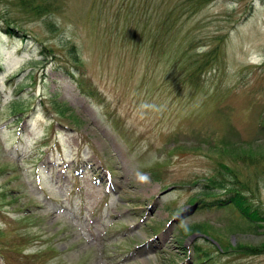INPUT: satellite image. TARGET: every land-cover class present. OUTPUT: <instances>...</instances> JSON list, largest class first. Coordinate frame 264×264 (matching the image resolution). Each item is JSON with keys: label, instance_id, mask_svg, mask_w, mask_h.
I'll return each mask as SVG.
<instances>
[{"label": "rangeland", "instance_id": "1", "mask_svg": "<svg viewBox=\"0 0 264 264\" xmlns=\"http://www.w3.org/2000/svg\"><path fill=\"white\" fill-rule=\"evenodd\" d=\"M21 2L0 0V264H264L238 247L264 227L192 204L223 180L264 209V0ZM185 47L219 49L194 83Z\"/></svg>", "mask_w": 264, "mask_h": 264}, {"label": "trees", "instance_id": "2", "mask_svg": "<svg viewBox=\"0 0 264 264\" xmlns=\"http://www.w3.org/2000/svg\"><path fill=\"white\" fill-rule=\"evenodd\" d=\"M21 1L22 2L20 4L24 6L25 9L27 10L29 9L30 11L34 12V14L37 16L51 11L49 7L43 5L42 2H37V0H21ZM196 1L198 5H204L207 2H209V0H196ZM197 7L198 6H195V9ZM169 19H171V21L166 22L167 25L165 30L166 34L163 37L159 36L163 29L158 28L157 30H155V34H153V38L149 39L148 42L150 49H155L157 48V46L161 45L163 50H165L166 52L170 50L169 44L172 42L174 38V36L171 37V35L175 32L173 28H176L175 24L177 20H174V17L170 13H169ZM6 23H7V28L5 31L9 33L11 36H14L17 30H19L20 28L17 25H15L14 22L13 23L6 22ZM172 24H173V28H171ZM160 37L164 39V41H161V44H159L160 41H158ZM191 49L192 47H185L181 51L182 54L180 55V59L182 60V69L186 67L187 63H188V67L193 68L191 73L189 74L188 79L192 83H194V81L199 78L201 71L206 67H208L212 62H214L212 60V57L214 56V53H219V49L217 51V49L214 48V50L207 56L190 55L189 57H192V59L190 61H187V57ZM221 51L222 50H220V53ZM71 53H72V60H69L67 64H61L60 68H65L64 71L68 75L74 78L72 64L75 68L77 65H80L78 52L76 51L75 46L71 47ZM177 53L178 51H175L173 53L174 54L173 56L175 57ZM0 68H2V66H0ZM79 83L81 84V82ZM23 103L24 101H21L20 103H14V105L11 107V113L20 114L24 110ZM51 104L53 106L52 110L61 116H66L71 112L70 107H68L65 104H61L59 101H57V99H53ZM261 127H262L261 128L262 131L264 132V125H262ZM206 188L207 189L202 191L201 194H204V196H206V198L208 199L197 198V200L195 199L192 202V204L197 202L200 208H209V209L234 208L237 211H239L248 221H250L255 229L264 227V209L259 207L255 202H253L252 199L250 198V195L247 194L245 191L241 190L238 186L235 185V183L228 184L223 180L222 182H217V180H211V183L207 185ZM198 231H203L202 226L200 224H196V225L191 224V225L183 226L180 230V234L181 237L184 238ZM238 247L244 249L245 252L257 254L260 253L258 252V250H261L264 247V242L260 246L259 245L251 246V245L243 244L242 246L239 245ZM194 252L196 255H198L196 257L198 259L199 264H206V262L210 259V255H208V252L205 249L201 248L200 244H197V246H195Z\"/></svg>", "mask_w": 264, "mask_h": 264}, {"label": "water", "instance_id": "3", "mask_svg": "<svg viewBox=\"0 0 264 264\" xmlns=\"http://www.w3.org/2000/svg\"><path fill=\"white\" fill-rule=\"evenodd\" d=\"M194 208H195V207H194ZM184 216H186V214L181 215L180 218H183Z\"/></svg>", "mask_w": 264, "mask_h": 264}]
</instances>
